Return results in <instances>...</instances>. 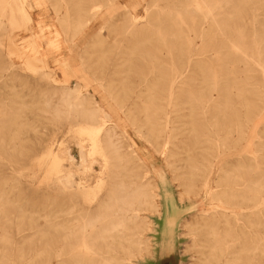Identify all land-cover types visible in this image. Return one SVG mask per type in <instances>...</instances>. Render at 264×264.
<instances>
[{"label": "rangeland", "instance_id": "1", "mask_svg": "<svg viewBox=\"0 0 264 264\" xmlns=\"http://www.w3.org/2000/svg\"><path fill=\"white\" fill-rule=\"evenodd\" d=\"M25 1L31 6L26 7V21L17 26L9 24V12L3 13V6H0V120L4 127L0 132V264H57V251L64 245L63 241L80 240V237L63 236L65 227L87 222L95 215L93 210L97 200L104 198L111 186L109 177L113 176V167L109 166L104 171V167L98 163L89 173L76 176V181L86 182L88 189L96 192V197L90 194L70 198L56 186V178L60 174L56 176L57 167L52 163L51 154L60 156L61 167L67 169L75 167L79 160V142H83L87 150L91 149L96 125L88 116L99 106L101 94L107 97L108 102L115 104L108 111L114 121L105 118L101 130L108 131L112 142L122 151L135 143L134 147L145 154L150 153L153 157L150 167L159 168L156 175L148 173L150 181L154 183L155 178L162 186L164 181L167 185L160 191L164 200L163 217L153 216L158 224V251L148 255L142 245L141 251H132V256L124 263H203L206 253H209L207 248L202 247L205 237H195L196 246L190 232L194 228L201 229L202 214L204 210L210 211L211 207L204 201V194L189 203L179 202L189 177L183 160L185 153L182 152L193 145L195 133L190 132L192 123L200 133H208L211 123L215 122L212 130L226 145L217 149L221 153L219 156L214 148L207 152L208 156L213 154V180L222 174V168L232 171L240 165L245 169L241 175L246 179L264 183V110L255 96L256 92L264 89V79L260 67L255 66L256 62L252 64L241 56L243 50L255 57L259 55V49L264 50V42L258 45L254 43L255 40H264V0H248L246 4L238 2L243 0H220L222 10L216 17L223 23L222 30H215L214 44L211 45L202 44L196 37L198 31L189 32L186 29L188 14L182 15L186 18V24L180 23L176 7L194 8V5L188 4L192 0H140L135 13L129 11L128 0ZM193 1L199 6L204 5L201 0ZM37 2H40V6ZM102 5H106L105 8L114 5L116 10L106 24L105 17L100 16L95 30L90 31L93 9ZM148 7L152 9L150 15L154 17L148 21L156 23L155 18L160 16L164 36H157L154 28L147 25ZM199 13L196 11L192 15L201 20L204 14ZM102 24L104 27L100 29ZM78 25L89 27L76 37L75 32L80 30L76 29ZM114 40H117L116 45L112 43ZM99 41H103L101 51L98 50ZM35 42L40 44L39 53L34 50ZM235 42L242 48L239 53ZM255 48L257 51H254ZM196 53L202 57H194L196 60L184 78L186 84H181L183 79L180 80V90L176 91L174 104L166 109L167 88L175 76L174 72L182 71L188 55ZM225 56L227 60H224ZM37 58L41 61L37 62ZM45 72L50 73L51 77H44ZM83 76L87 77L88 83ZM152 84L154 89H151ZM228 85L229 90L226 88ZM239 88H245V93H239ZM68 89H78V96L86 105L72 115H66L64 108ZM210 99H214L216 104L214 101L211 104ZM46 102L50 103L48 107ZM208 104L210 108L206 109ZM256 105L259 108L255 109ZM56 112L61 114L56 115ZM167 113L174 120L177 133L181 128L187 130L180 135L171 134V143L166 145L162 154L164 140L159 145L154 142L146 119L151 118L159 123V119ZM249 120L255 123L253 130H248L253 126V123H248ZM171 126L169 131L174 130ZM245 128L249 132L247 136L241 132ZM148 138L156 151L147 142ZM209 146L205 144V147ZM94 156L102 160L98 153ZM70 157H74V162L70 161ZM101 178L105 185L99 189L97 183ZM258 192L264 193V189L251 193ZM145 215L151 218L149 212ZM251 220L255 223L256 217ZM260 222L262 226L252 228V236L256 240L264 232V219ZM220 224L224 226L223 222ZM149 235L147 232L148 240ZM263 243L260 248L264 249ZM73 246L66 245V251L70 252ZM79 254L78 264H84L85 256H82V252ZM256 257V264H264V253ZM210 261L213 262L212 259ZM72 263L70 261L68 264Z\"/></svg>", "mask_w": 264, "mask_h": 264}, {"label": "bare ground", "instance_id": "2", "mask_svg": "<svg viewBox=\"0 0 264 264\" xmlns=\"http://www.w3.org/2000/svg\"><path fill=\"white\" fill-rule=\"evenodd\" d=\"M201 1L204 3V5L208 3L210 4L205 5V6L204 5L199 6L200 4L198 5L196 2L192 0V2H188V4L191 6L194 5L195 6L194 8L193 7L183 8L181 6H177L175 11L179 14L181 25L186 24L185 22L186 18L182 15L184 13L188 14L187 18H189L188 19L189 21L187 23L191 31L188 29L187 25H186L187 27L186 29L189 32L198 31L197 33L198 35L196 34V37L202 41V44L211 45V44H214L213 35H215L216 33L215 30H222L223 23L220 21L219 18H217L218 16L216 17L219 10H222V8H220L219 6L222 2L220 0L219 1L201 0ZM257 1H255L253 4H255ZM139 2L140 0H128L127 7L129 11L135 13L139 7ZM238 2L241 4H246L248 0H243V1H238ZM36 4L40 6V2H37ZM0 6H3V10H4L3 13H5V11L9 12V16H7L9 20V24L11 26H17L18 24H20V22L23 23L26 21V18H27L26 7L31 6V5L27 4L25 0H10V1L2 0V5ZM105 7L106 5H102L100 7H96V6L94 7L93 9L94 12L90 19V23H91L90 31L95 30V25L97 24V20L100 16L105 17L104 24H106L108 20L112 18L114 14L112 12L115 11L116 8L114 7V5H111L108 8H105ZM150 10H152L150 9V7L146 8V12H147V22L146 23L148 26H152L154 28L155 34L157 36L162 37L165 35V31H164L163 23L160 20L161 17L157 16L155 18L157 22L151 23L148 20H151L154 17L153 15H150ZM255 10H258V9L255 8ZM196 11L198 13L201 12L202 15L204 14L201 20H199V18L197 19L194 15H192V13ZM179 17H176V18L178 19ZM68 18L67 20L69 21ZM79 20H81V17ZM104 24L100 25V29H103ZM254 24H256V22ZM130 25L128 24L127 26L130 27ZM88 27H89L88 25L84 26V28H83V25H78L76 29L79 28L80 30L78 33L75 32V36L78 37L79 35L86 32ZM255 31L253 32L255 33ZM255 35L256 34H254V36ZM255 38L253 40H255ZM188 39L190 40V38ZM195 40L197 41V39ZM230 41L231 40H229V42ZM116 42L117 40H114V42L112 43L116 45L117 44ZM263 42H264L263 39L254 41V43L257 45L263 44ZM99 43H100V47L98 50L101 51V49L103 48V41H99ZM234 45H236L235 47L238 53L239 51H242V48L238 46V43L235 42ZM257 45H255V47H257ZM33 46H34V50L36 51V53H39L40 52L39 42H35ZM217 49H218V45H217ZM256 49L257 48H255L254 51H257ZM259 50H258L259 55L257 57H255L252 54H247L248 51L245 52V50H243L242 52L243 55L241 56L244 57L245 60L251 61L252 64L256 62L255 66L257 65L258 67H260V73L262 74L263 79H264V50H261V51ZM169 52H170L169 55H171V51ZM215 54H216V50H215ZM205 55H208V53ZM195 56L202 57L201 54H197V53L195 55H190V56L188 55L187 63L184 68L185 70L183 69L182 71L174 72L175 76L172 79L170 86L167 88V92L169 96L167 97L168 101L166 102L164 106L166 109L171 108L174 104L173 99L175 98L174 96L176 94V91L180 90L178 88V84H180V80L183 79L181 84L182 83L186 84V80L184 78H185L186 73L188 74L191 64H193L192 62L196 60L194 58ZM33 58H35V56ZM39 58L35 60H37V62L41 61V59ZM171 59H172V56H171ZM218 59H219V56L217 60ZM224 60H227L226 56ZM35 62L36 61H34L33 63ZM32 65L34 66V64ZM32 65H31V69L33 67ZM246 68H247V65H246ZM174 69L177 70L175 66H174ZM43 76L51 77V74L45 72ZM83 80L88 83L87 77L83 76ZM181 86L184 87L185 85H181ZM100 88L101 86L97 87V91ZM226 88L229 90L230 86L228 85L226 86ZM252 88H256V87H252ZM151 89H154L153 84L151 86ZM245 91H246L245 88H239V93L243 94L245 93ZM256 93H257L255 94V96L257 97L256 99L259 100L260 106L264 110V89ZM79 94H80V91L78 89H68V91L66 92L67 97L64 98V108L66 110L65 111L66 115H72L76 111H78L81 107L86 106L84 105V102L80 99V97L78 96ZM72 95H76V96L72 97ZM101 99H102L101 102L98 101L99 106L95 108L93 112H90L88 116L91 122H93L96 125L94 128V136L91 140L92 141L91 149L87 150V147L85 146L83 142L78 143L77 146L79 148V160L75 164V167L63 169L60 165L61 164L60 158H59L60 156L58 157L54 153L51 154L52 163H54V165L57 167L56 171L58 173L56 174V176L60 174L56 178V186L62 194L67 195L70 198H76L78 196L87 197V196H90V194H93L94 196L96 195L95 194L96 192H94L93 189H88L89 187L85 184L86 182L84 183V182L76 181L75 179L76 176L85 175L89 173L90 171L94 170V166L98 163H100L104 167V171H105V168H108L109 166L113 167V172H112L113 176L111 175L109 177L111 178V182H110L111 186L106 196L102 198L101 200L100 199L97 200V206L93 210L95 211V215L91 219H89L87 222L84 221L81 224H74L71 227H65L66 231L63 232V236L80 237V240L63 241L62 244L64 245H62L57 251V255H56V257L58 258L57 264H68L70 261L73 262L72 264H78L77 258H79V255H80L79 253L81 252L83 253L82 256L83 255L85 256L84 264H125L124 261L129 259L128 257L132 256L133 254L132 251L139 253L142 249L141 247L142 245L145 247V249H147L148 255H151V254L154 255V253L158 251V248H159L160 239L158 235V224L153 220V216H157L158 218L163 217L164 200H163V197L160 191L162 190V187L165 188L167 186L165 184L166 182L164 181L163 186H162L161 183H158L154 177H153L154 183L150 181L151 177H149L148 173L151 172L156 175L158 174V170H159V168H156L155 166L150 167L152 163V158H153L150 153H147V154H145V152L143 153V151L140 148L134 147L135 143H131L129 147H127L126 151H122L120 147H117V145H115L112 142L111 134L108 131L101 130V127L103 124L102 121L105 118H110V121H114L113 117H111L112 115H110L108 111L113 109L115 105L111 102H108V100H106L107 97L104 96L103 94H101ZM213 101L214 99H210L209 102H211L212 104ZM218 102L219 101L217 100V103ZM46 103H48L46 104V106L50 105L49 102H46ZM209 104L208 106H206V109L210 108ZM214 104H216L215 101H214ZM256 108H259V107H257L256 105L255 109ZM59 114L61 113L56 112V115H59ZM159 120H160L159 123H156L155 121H153V119L148 118L146 119V124L149 126L150 132L153 134L152 139L154 140L155 143H158L159 145V142L161 143L162 142L161 140L162 139L164 140L163 142L164 144L161 148V151L163 154V151L166 149V145L168 146V144L171 143L170 135L173 133L175 135L176 134L180 135L187 129L181 128L179 133H177L174 128V120H172L170 113L165 114V117H163L162 119L160 118ZM162 120L163 122H161ZM248 123H253V126L251 128L248 127V130L250 129L253 130L255 127L254 121L249 120ZM2 124H3V121L0 120V132L4 128ZM171 124L173 125V127L171 126ZM170 126L174 128V130L172 129L173 131H169L171 130ZM215 126H216L215 122L211 123L210 128L207 127L208 129H211L209 130L208 133H203V131H201L200 133L199 129L194 127L192 123V128L190 129V132L195 133V136L193 137L194 140L192 142L193 145H190L189 147L184 149L182 152V153H185V158H183V160L188 169L189 177L183 186L184 189H183L182 195L180 196L179 202L189 203L190 201L193 200V198H198L201 194H204V201L211 207L210 211L204 210L202 214L201 229L194 228V229H191V232H190L191 236L193 237L194 245L196 246H198V244L195 243L196 242L195 239L197 238V236L205 237V240H203L204 246L202 245V247L207 248L209 250V253H206L207 255L204 254L206 256L203 260V263H200V264H256V262L258 261V258L256 257V255L264 253V249L260 248V245L262 244V242H264V232H261V238L256 240V239H253L254 236H252L253 235L252 228L253 227L258 228L262 226L260 221L264 219V193L263 192L254 193L257 195L256 196L251 192L258 191L259 189H264V183L262 184L258 182V180L253 181L251 179H246L245 176L241 175V171L245 169L241 168L240 165L237 169L232 170V171L222 170L223 168L222 169L220 168L222 171V174L218 177V179L213 180L212 176L215 171L214 160H211V157L213 154H209L208 156L207 152L213 150L214 148V150H216L215 152L217 154L219 153L217 156H219L221 153L217 152V149L223 147V145H226V143H224V140H221L220 138L216 136V131L212 130ZM246 131H247V128L241 131L244 134V136L245 135L247 136V134L249 133V132L247 133ZM167 132H168V135H167ZM202 137H204L205 139ZM113 138H114V135H113ZM201 138L204 140H202ZM15 139H19V138L16 137ZM147 142L152 146L153 150L156 151L154 144L152 142H149V138ZM205 144H208L210 146L205 147ZM178 148H181V147L178 146ZM95 153H98L102 157V160L96 158L94 156ZM215 155L216 154H214V157L217 158V156ZM74 160H75L74 157H70L71 162H74ZM54 165L52 166L54 167ZM139 171L142 173H140ZM161 178L163 177L161 176ZM97 184H98L99 189L105 185L104 180L102 178L98 181ZM246 190L247 192H245ZM148 212L149 214H151V218L145 215V213H148ZM254 216L256 217L255 223L251 220ZM84 217L86 216H83V218ZM221 222L224 223V226L220 224ZM145 232L146 233L148 232V234H150L148 237L149 240L146 239L147 236ZM68 244H74L73 246L74 249H71L70 252L66 251L65 246ZM79 249H81L82 251L80 252ZM201 252L204 253L203 251ZM192 257L195 258L196 256H192ZM210 259H212L213 262L210 261Z\"/></svg>", "mask_w": 264, "mask_h": 264}]
</instances>
